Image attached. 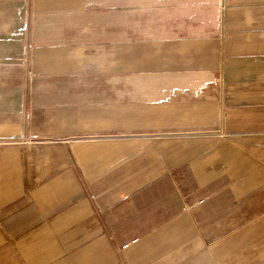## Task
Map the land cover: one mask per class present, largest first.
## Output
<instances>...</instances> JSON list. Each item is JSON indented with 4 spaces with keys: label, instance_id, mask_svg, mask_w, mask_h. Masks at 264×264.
<instances>
[{
    "label": "crops",
    "instance_id": "crops-1",
    "mask_svg": "<svg viewBox=\"0 0 264 264\" xmlns=\"http://www.w3.org/2000/svg\"><path fill=\"white\" fill-rule=\"evenodd\" d=\"M0 264H264V0H0Z\"/></svg>",
    "mask_w": 264,
    "mask_h": 264
},
{
    "label": "built area",
    "instance_id": "built-area-1",
    "mask_svg": "<svg viewBox=\"0 0 264 264\" xmlns=\"http://www.w3.org/2000/svg\"><path fill=\"white\" fill-rule=\"evenodd\" d=\"M29 140L35 141V142H40V143H43L44 142V140H42L41 138H39L37 134L31 135V138Z\"/></svg>",
    "mask_w": 264,
    "mask_h": 264
}]
</instances>
